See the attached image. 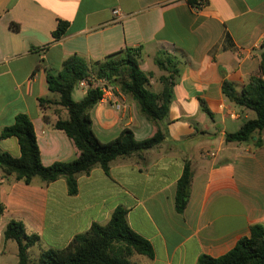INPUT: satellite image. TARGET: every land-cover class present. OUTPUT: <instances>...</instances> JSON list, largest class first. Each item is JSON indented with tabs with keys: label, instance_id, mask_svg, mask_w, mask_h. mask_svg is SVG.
<instances>
[{
	"label": "crops",
	"instance_id": "1",
	"mask_svg": "<svg viewBox=\"0 0 264 264\" xmlns=\"http://www.w3.org/2000/svg\"><path fill=\"white\" fill-rule=\"evenodd\" d=\"M202 3L0 0V135L18 115L26 114L44 166L79 156L73 141L54 127L68 119L67 110L39 103L60 100L49 91L48 75L57 76L69 57L98 62L127 48L141 49L139 66L149 77L147 88L156 94L163 91L160 79L166 73L155 57L164 51L184 62L169 117L161 124L168 132L165 141L142 155L116 159L108 174L95 167L79 175L77 195H69L65 179L49 185L36 179L26 185L0 169L1 233L12 220L22 222L27 234L41 238L31 250L39 257L43 250L65 249L95 223L107 225L123 207L130 227L155 252L152 259L135 255L136 264H197L202 255H226L251 235L252 226H264V130L248 142H228L227 134L256 117L230 102L222 90L227 79L241 92L259 73L264 0ZM116 9L121 11L119 19L113 14ZM60 21L69 27L55 40ZM12 24L20 30H13ZM201 100L212 117L202 110ZM91 118L102 142L116 139L125 129L132 130L137 141L158 131L118 87L92 109ZM259 139L263 145L256 147ZM0 148L14 158L21 156L16 138L0 139ZM186 161L194 176L190 201L179 214L175 198ZM9 243L4 241L1 254Z\"/></svg>",
	"mask_w": 264,
	"mask_h": 264
},
{
	"label": "trees",
	"instance_id": "2",
	"mask_svg": "<svg viewBox=\"0 0 264 264\" xmlns=\"http://www.w3.org/2000/svg\"><path fill=\"white\" fill-rule=\"evenodd\" d=\"M188 2L197 7L203 4L202 0ZM68 27V23L60 21L53 32L54 39H61ZM12 29L19 31L20 26L12 24ZM140 56L141 49L127 48L98 62H89L79 55L65 60L57 76L48 75L49 91L59 95L60 100L56 102L40 99L39 103L43 108L59 105L67 110L68 119H60L54 127L64 131L73 141L79 156L70 162L44 166L34 125L26 114H20L14 124L3 129L0 135V139L16 138L21 149V156L14 158L0 148V169L4 175L14 176L16 181L26 185H31L36 179L45 185L65 179L69 195L75 196L79 192V175L88 174L95 167H101L108 174L111 163L116 159L142 155L159 147L168 135L161 124L169 117L173 90L182 74L184 62L164 51L155 57L157 67L166 73L160 79L163 91L156 94L147 88L149 77L140 69ZM93 79L105 80L118 87L123 94L131 96L137 102L140 113L158 127L157 133L149 139L137 141L133 131L125 129L116 139L102 142L93 130L91 118L92 109L102 100V91L99 88H89L81 101L73 99L78 84L83 80ZM222 90L230 102L253 111L256 115L255 119L248 120L238 132L227 134L226 140L239 143L252 140L264 130V48L258 75L253 76L241 92L227 79L223 82ZM201 108L212 117V112L203 100ZM262 145V140H257L256 147ZM193 176L191 163L186 161L175 198L179 214L185 212L190 201ZM2 211L0 208V214ZM127 215L125 208H117L107 225L93 224L87 233L75 236L65 249L43 250L36 264H136L132 260L135 255L154 258L152 244L130 227ZM3 236L5 242L17 244L19 264H33L30 253L41 241L38 235L27 234L22 222L12 220ZM197 264H264V226H252L251 235L239 240L235 248L226 255L219 258L202 255Z\"/></svg>",
	"mask_w": 264,
	"mask_h": 264
},
{
	"label": "rangeland",
	"instance_id": "3",
	"mask_svg": "<svg viewBox=\"0 0 264 264\" xmlns=\"http://www.w3.org/2000/svg\"><path fill=\"white\" fill-rule=\"evenodd\" d=\"M115 86V85H114ZM86 94V91L84 89H82L81 87L77 86L75 88V91L73 93V99L75 101H81L84 96ZM250 114L252 116V118H255L256 115L255 113L250 111ZM3 243H4V236L3 233L0 232V264H19L18 262V257H17V251H18V247L17 244L15 242H12L8 244V248H6L5 253L1 254L2 251H4L3 249ZM31 254V259L33 264H36L37 262V252H32Z\"/></svg>",
	"mask_w": 264,
	"mask_h": 264
},
{
	"label": "built area",
	"instance_id": "4",
	"mask_svg": "<svg viewBox=\"0 0 264 264\" xmlns=\"http://www.w3.org/2000/svg\"><path fill=\"white\" fill-rule=\"evenodd\" d=\"M113 14L115 17H117V19H119L118 17L121 15V11L119 9H116L113 11ZM78 86L84 89L85 91H87L89 88H99L103 93L102 100H105L108 97L112 96L116 91V87L114 85L109 84L105 80H83L78 84Z\"/></svg>",
	"mask_w": 264,
	"mask_h": 264
}]
</instances>
